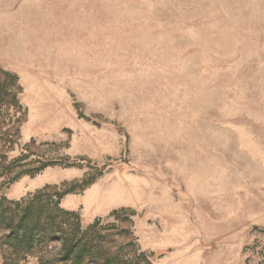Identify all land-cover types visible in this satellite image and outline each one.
<instances>
[{
  "label": "rangeland",
  "instance_id": "374dc122",
  "mask_svg": "<svg viewBox=\"0 0 264 264\" xmlns=\"http://www.w3.org/2000/svg\"><path fill=\"white\" fill-rule=\"evenodd\" d=\"M0 69V199L90 181L58 206L145 264H264V0H0Z\"/></svg>",
  "mask_w": 264,
  "mask_h": 264
},
{
  "label": "trees",
  "instance_id": "16d2710c",
  "mask_svg": "<svg viewBox=\"0 0 264 264\" xmlns=\"http://www.w3.org/2000/svg\"><path fill=\"white\" fill-rule=\"evenodd\" d=\"M20 91L18 77L0 69V138L18 132L16 126L22 117V107L18 100ZM2 154L0 158L4 156ZM50 165L42 164L36 171ZM88 184L90 181H85L83 185H70L57 193V200L53 204L42 198L45 190L17 201L1 198L0 227L5 232L6 244L11 248L7 250L14 258L9 260L6 257L4 264H19L21 254L51 242L59 245L54 257L56 264H145L144 254L138 255L133 251L132 242L116 241L115 235H109L110 239L105 238L95 231L96 224L83 231L78 214L58 206L63 196ZM130 251L134 254L128 257Z\"/></svg>",
  "mask_w": 264,
  "mask_h": 264
}]
</instances>
